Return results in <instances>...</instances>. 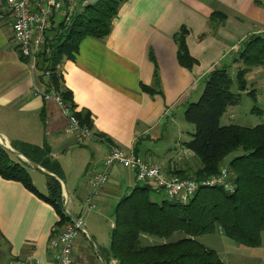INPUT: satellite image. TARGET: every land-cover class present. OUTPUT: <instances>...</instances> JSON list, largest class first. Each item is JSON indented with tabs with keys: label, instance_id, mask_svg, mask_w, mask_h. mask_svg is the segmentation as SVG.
<instances>
[{
	"label": "crops",
	"instance_id": "0c3cea01",
	"mask_svg": "<svg viewBox=\"0 0 264 264\" xmlns=\"http://www.w3.org/2000/svg\"><path fill=\"white\" fill-rule=\"evenodd\" d=\"M86 1L79 0L77 12L98 2L86 5ZM215 13L220 16L213 19ZM183 27L188 29L186 44L196 61L190 69L178 60L175 37ZM251 36L264 39V0H127L109 36L86 38L78 53L61 65L63 85L72 93L76 111L90 115L98 135L80 144L58 102L44 97L38 72L21 58L13 20L0 0V144L3 140L11 149L18 142L48 144L60 163L65 210L82 223L74 264H118L107 258L111 240L97 223L143 185L133 172L115 166L95 198L96 207L86 211L92 180L102 171L109 145L134 152L168 174L193 175L202 165L186 148L192 139H185L178 114L185 117L188 105L201 98L207 75L227 63ZM36 166L45 180L41 187L33 184L47 195L49 173ZM59 221L50 204L20 182L0 176V264L27 258L51 264L50 239L67 226L59 229ZM217 235L220 250L211 249L225 264H264V233L257 248L235 244L220 229Z\"/></svg>",
	"mask_w": 264,
	"mask_h": 264
},
{
	"label": "trees",
	"instance_id": "16d2710c",
	"mask_svg": "<svg viewBox=\"0 0 264 264\" xmlns=\"http://www.w3.org/2000/svg\"><path fill=\"white\" fill-rule=\"evenodd\" d=\"M126 1L98 0L96 4L77 12L70 23L53 24L52 40L41 56L37 79L43 94L59 97L80 126L91 131L93 122L90 115L76 111L73 95L63 85L61 65L78 53L86 38L103 40L109 36L119 8ZM219 16L215 13L213 19ZM188 33V29L183 27L175 41L180 64L190 69L196 61L187 48ZM240 48V57L246 68L239 71L236 78L239 91L246 92V77L250 70L264 67V39L251 36ZM231 87L232 78L225 67H217L207 75L201 98L189 104L185 111L186 122L195 127L193 138L186 143V148L200 159L202 167L190 176L173 174L197 181L209 179L219 174L231 153L242 149L244 154L226 167L234 177L236 192L229 194L220 188L202 189L186 204L170 199L157 203L151 199V193L157 191L155 186L139 184L121 199L115 209L110 249L106 251L108 259H114L118 264H225L215 250L199 241L200 237L214 234L219 229L227 239L239 246H261L264 233V124L255 128L221 126V119L228 109L239 103L240 94H233ZM248 94L256 100L255 90ZM101 138L112 144L109 139ZM12 148L55 176L46 174L48 194H41L33 184L26 167L31 164L1 144L0 176L5 180L20 182L50 204L59 215V229L73 224L65 210L60 182L64 180L63 170L52 157L48 144L40 147L18 142ZM176 233L184 234L185 238L156 246L142 244L145 237L170 239Z\"/></svg>",
	"mask_w": 264,
	"mask_h": 264
},
{
	"label": "built area",
	"instance_id": "2783aa9c",
	"mask_svg": "<svg viewBox=\"0 0 264 264\" xmlns=\"http://www.w3.org/2000/svg\"><path fill=\"white\" fill-rule=\"evenodd\" d=\"M5 7L13 20V37L20 55L27 60L32 72H38L41 66V56L52 40L51 28L68 24L77 13L79 0H4ZM37 92H40L37 90ZM44 97L54 98L61 106L63 114L69 120V131L76 137L78 143L96 140L98 137L89 129L82 128L79 121L54 94ZM115 166L130 170L139 183L152 184L156 192L166 198L183 204L190 202L202 189H223L234 194L237 186L228 168H221L219 174L202 181L193 178H182L165 172L162 166L150 164L139 158L134 152H127L115 145H109V152L103 164L102 171L91 183V194L86 200V211L96 207L95 198L109 181L110 172ZM82 229L79 225L68 224L49 242L53 252L51 264H74V248ZM11 264H37L32 258L14 261Z\"/></svg>",
	"mask_w": 264,
	"mask_h": 264
},
{
	"label": "rangeland",
	"instance_id": "374dc122",
	"mask_svg": "<svg viewBox=\"0 0 264 264\" xmlns=\"http://www.w3.org/2000/svg\"><path fill=\"white\" fill-rule=\"evenodd\" d=\"M96 0H87L84 4H93ZM242 48H239L236 52L233 53L232 58L225 64L218 66V68L225 67L228 70L230 77L232 78V87L231 91L233 94H240L239 103L236 106H232L228 109L227 113L221 119V126L226 127L230 125H238L246 128H255L259 125L264 124V67H253L248 73L246 80L248 83V90L246 92H240L238 89L237 83V74L239 71L245 69L243 60L240 57ZM256 92V100H254L248 92ZM180 116V121L182 122L183 132L185 139H192L195 133V127L192 124H189L185 121L184 113L178 114ZM190 133L191 136L188 135ZM187 139V140H188ZM244 154L242 149H238L231 153L224 162L225 166H228L237 157H240ZM197 158V157H196ZM24 160V159H23ZM199 164L201 161L197 158ZM29 171L33 182L36 186L41 187L42 182L45 180V176L42 175L33 166H26ZM151 199L157 203H161L163 200L168 199L163 194L153 191L151 193ZM115 222L114 214L108 215L104 221L97 223L101 225L104 235L107 239H110L109 234L112 231V224ZM185 238V235L182 233L174 234L170 239H161V238H151L145 237L142 239V244L145 246H156L162 245L165 243H174L181 239ZM109 240H107L108 242ZM199 241L210 248H215L220 250V242L217 232L213 235H205L199 238Z\"/></svg>",
	"mask_w": 264,
	"mask_h": 264
},
{
	"label": "water",
	"instance_id": "95a60500",
	"mask_svg": "<svg viewBox=\"0 0 264 264\" xmlns=\"http://www.w3.org/2000/svg\"><path fill=\"white\" fill-rule=\"evenodd\" d=\"M1 145L4 146L6 149H8L10 152H12L13 154H15L16 156H19L20 158L24 159L26 162H28L29 164H31L32 166H36L34 163H32L30 160L26 159L24 156H22L21 154H19L18 152H16L15 150L9 148L6 143L1 140ZM37 167V166H36ZM51 176L55 177L54 175L51 174ZM64 189L67 190L66 186L64 185ZM73 223L79 225V227L82 229V223L80 220H78L75 217L70 216Z\"/></svg>",
	"mask_w": 264,
	"mask_h": 264
}]
</instances>
